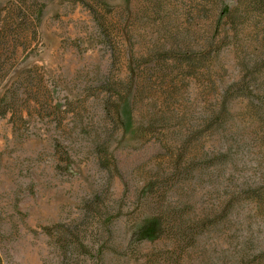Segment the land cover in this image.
<instances>
[{"label":"rangeland","instance_id":"374dc122","mask_svg":"<svg viewBox=\"0 0 264 264\" xmlns=\"http://www.w3.org/2000/svg\"><path fill=\"white\" fill-rule=\"evenodd\" d=\"M258 13L0 0V264H264Z\"/></svg>","mask_w":264,"mask_h":264},{"label":"trees","instance_id":"16d2710c","mask_svg":"<svg viewBox=\"0 0 264 264\" xmlns=\"http://www.w3.org/2000/svg\"><path fill=\"white\" fill-rule=\"evenodd\" d=\"M248 5L251 10L264 16V0H248Z\"/></svg>","mask_w":264,"mask_h":264}]
</instances>
